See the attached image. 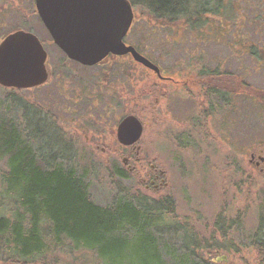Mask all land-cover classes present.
Instances as JSON below:
<instances>
[{"label":"rangeland","instance_id":"rangeland-1","mask_svg":"<svg viewBox=\"0 0 264 264\" xmlns=\"http://www.w3.org/2000/svg\"><path fill=\"white\" fill-rule=\"evenodd\" d=\"M195 1L198 5L204 2ZM209 2L215 7V1ZM220 4L214 13H203L205 20L198 19L191 27L181 16L175 22L160 23L147 9L134 7L135 21L127 41L163 68L185 70L199 64H221L219 70L234 71L235 76H244L251 86L264 90V0H221ZM20 29L43 41L50 76L48 82L31 89L0 87V111L24 125L23 107L28 108V118L34 119L30 131L39 130L38 123L42 131L40 140L34 139L35 147L43 146L47 156L75 151L76 157L59 155L56 163L83 175L93 202L100 206L138 195L159 200L170 197L175 210L168 216L175 217L174 229L178 230L164 238L166 247L175 248L179 255L185 251L183 243H197L219 246L211 255L218 264H261L250 242L264 221V178L253 170L247 157L264 135L261 112L239 104L235 124L225 113L203 119L200 105L188 100L180 86L161 84L153 90V74L128 58L110 57L84 68L53 44L33 0H0V40ZM80 80L88 98L73 103L65 97L71 96ZM12 92L19 94L20 102H10ZM94 99L98 107L89 110ZM119 99V106L109 108ZM69 104L78 110L64 111ZM35 112L57 122L74 147L60 144L53 128L46 121L38 122ZM126 114L136 115L144 129L133 150L143 163L137 162L134 171L122 162L129 151L116 140L117 124ZM151 164L164 173L166 183L156 192L140 182ZM117 170L128 177H118ZM230 224L233 227L228 228ZM222 229H226L225 235ZM259 234L264 235L262 227ZM128 249L122 252L130 253ZM201 254L207 255L205 250ZM49 255L46 264H92L95 258L82 248ZM0 264L12 263L0 260Z\"/></svg>","mask_w":264,"mask_h":264},{"label":"trees","instance_id":"trees-1","mask_svg":"<svg viewBox=\"0 0 264 264\" xmlns=\"http://www.w3.org/2000/svg\"><path fill=\"white\" fill-rule=\"evenodd\" d=\"M129 1L132 8L147 9L160 23L175 22L181 16L190 27L198 19L205 20L203 13H214L221 7V0H213L215 7L209 0L202 5L195 0ZM18 95L9 93L10 102H20ZM23 108L24 125L0 111V163L4 164L0 168V260L46 264L53 251L64 249L70 254L82 248L95 256L92 264H218L211 255L217 253L219 246L183 243L185 251L180 255L175 248L166 247L164 235L168 238L176 224L175 217L168 216L175 210L170 197L159 200L138 195L105 206L93 202L85 177L73 167L66 169L56 163L57 156L65 157L63 153L50 152L47 156L43 146L33 145L34 139L40 140L41 129L38 123L39 130L30 131L34 119L28 118V108ZM35 114L38 122H48L60 144L67 146L70 138L66 139L57 122L49 115ZM116 174L124 179L129 175L123 170ZM231 227L230 224L228 228ZM261 227L264 229V221L253 232L250 246L264 264ZM222 230L225 235L226 229ZM185 232L183 228L182 236ZM126 248L134 256L131 251L122 252ZM204 250L206 256L201 254Z\"/></svg>","mask_w":264,"mask_h":264},{"label":"water","instance_id":"water-1","mask_svg":"<svg viewBox=\"0 0 264 264\" xmlns=\"http://www.w3.org/2000/svg\"><path fill=\"white\" fill-rule=\"evenodd\" d=\"M41 23L53 44L70 60L93 66L108 55L130 53L153 72L159 67L123 41L133 22L129 0H34ZM47 53L33 32L16 30L0 40V87L31 89L48 80ZM116 139L125 146L139 141L143 124L133 114L117 124Z\"/></svg>","mask_w":264,"mask_h":264},{"label":"flooded vegetation","instance_id":"flooded-vegetation-1","mask_svg":"<svg viewBox=\"0 0 264 264\" xmlns=\"http://www.w3.org/2000/svg\"><path fill=\"white\" fill-rule=\"evenodd\" d=\"M34 7H35V1H34ZM35 12H36V8H35ZM133 22L131 26L133 25ZM130 29L131 27L129 28V32L123 38V41L125 42L126 45H133L135 47L133 43L130 44V42L127 41V36L131 31ZM135 49L138 52H140L136 47ZM140 53L146 56L144 53L142 52ZM110 57H116V58L123 57V58H128V60L131 63L136 62L130 53L121 54V56L110 53V55L102 59L99 63L104 62L105 59ZM146 57L152 62V60L148 56ZM74 63H78V62H74ZM99 63L96 65H99ZM153 63H155L159 67L160 75L146 68L143 65L149 71V73L153 74L154 76V80L152 82L153 90L155 86L159 87L161 84L165 86L171 85L173 87L180 86V88L183 89V91H185L186 94L189 95L188 100L194 99L196 103L200 105L199 115H202L203 119H206L207 117H211V115H214V117H218L225 113V114H229V116L231 117L230 118L231 123L235 124L238 119L239 104H241V107H244L245 109L255 110V111L257 109L259 112L262 113V123H263L262 131L264 134V90L251 86L250 83L244 79V76L236 74L237 75L236 77L239 80V83L236 86L234 71L228 72L227 70L226 71L219 70L217 66L221 64L216 65V63H213L210 66L206 64H199V66L198 65L188 66L186 67L185 70L178 69L179 67L177 68V70H174L171 67L163 68L160 65H158L156 62ZM78 64L81 65L80 63ZM81 66L87 68L89 65L88 66L81 65ZM47 71H48V79H49L50 71L48 67H47ZM83 84L84 81L80 80L79 86L74 87L76 89L71 90V96L69 95L70 96L69 97L67 95V97L65 98L74 100L73 103H76L79 100H80L79 102L85 101L86 98H88V95L84 90ZM59 86H60L59 84H56L57 88ZM251 89H253V91H251ZM118 95L119 93L113 94V96L116 98H119ZM156 101H158V99ZM107 104H109V102H107ZM118 104H120V99L119 101H115V103L113 102L112 105H109V108H112V106H119ZM97 107H98V102L97 100L94 99L91 101L88 109L93 110ZM68 109L74 110L73 112H76L78 110V108L73 107L72 104L71 105L69 104L68 107L63 108L64 111H67ZM102 109L105 110L106 107ZM139 141H137L135 144L132 145H125V146L122 145L124 148L126 147L129 152H131V153L127 152V155L123 157V161H122L127 166L129 171L130 170L134 171L138 169V165H136L137 162L138 164L143 163L142 160L139 158V156L134 154L133 152V150L136 149V147H138ZM67 143H68L67 144L68 148L74 147L72 141H68ZM75 153L76 152L74 151L72 154L64 155V156L68 159H71L76 157ZM247 157H248V163L253 168V170L258 175L260 174L264 178V135L262 140L259 142V144H257L256 147L249 150ZM145 173H146L145 176L140 178V182L145 185V188L147 190L151 188L156 192L159 191L164 184H166L163 178L164 173L160 169L158 170L156 166H154L153 164L150 165V168Z\"/></svg>","mask_w":264,"mask_h":264}]
</instances>
